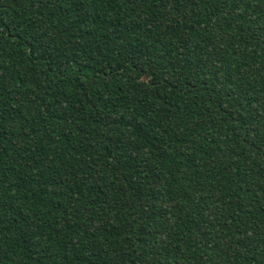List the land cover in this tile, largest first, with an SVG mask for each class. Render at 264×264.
<instances>
[{"label":"trees","instance_id":"1","mask_svg":"<svg viewBox=\"0 0 264 264\" xmlns=\"http://www.w3.org/2000/svg\"><path fill=\"white\" fill-rule=\"evenodd\" d=\"M0 264H264V0H0Z\"/></svg>","mask_w":264,"mask_h":264}]
</instances>
